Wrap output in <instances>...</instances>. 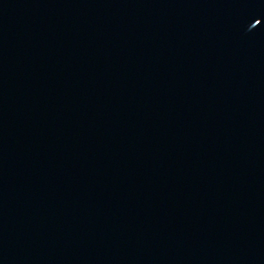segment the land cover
I'll return each mask as SVG.
<instances>
[{
  "label": "water",
  "instance_id": "1",
  "mask_svg": "<svg viewBox=\"0 0 264 264\" xmlns=\"http://www.w3.org/2000/svg\"><path fill=\"white\" fill-rule=\"evenodd\" d=\"M0 264H264V0H0Z\"/></svg>",
  "mask_w": 264,
  "mask_h": 264
}]
</instances>
